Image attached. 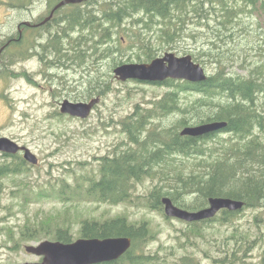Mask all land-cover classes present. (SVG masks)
I'll return each mask as SVG.
<instances>
[{
	"label": "rangeland",
	"instance_id": "obj_1",
	"mask_svg": "<svg viewBox=\"0 0 264 264\" xmlns=\"http://www.w3.org/2000/svg\"><path fill=\"white\" fill-rule=\"evenodd\" d=\"M201 1H192L190 12L186 9L184 13H179L176 28L166 29V20L155 18L149 29L145 27L148 15L128 17L123 25L111 29V32L118 33L110 46H117L118 49V39L125 37L120 44L124 52L117 55L104 56L106 45L103 44L96 49L98 36L95 41L84 42L82 39L81 52L86 51L84 59L76 58L80 64L72 65L69 60H64L63 65L51 63L58 56L47 53L48 47L38 46L36 42L39 40L45 44L52 32L57 31L52 26L51 30L42 32L45 37L38 34L32 36L34 40L29 44L31 51L24 59H11L9 63L1 58L0 136L28 147L37 155L39 162L32 164L26 160L31 169L29 172L0 178V264L40 262L42 257L28 253L25 247L38 245L44 240L56 241L51 237L55 224L70 223L76 240L81 219L119 214L127 215L135 223L144 220L150 223L154 238L139 242L136 249L137 254L150 257L148 264H182L186 258L199 264H264V206L247 207L238 210L230 221L219 220L197 228H192L185 220L168 217L165 208L158 211L147 207L145 198L154 186L162 185L169 189L175 183L172 168L154 178L144 177L137 181L134 187L136 204H109L82 198L63 203L52 195L50 199L37 201L41 199L38 197L40 192L55 194L57 190L53 189H59L65 180L72 187L80 185L85 188L88 177L99 176L101 157L114 155V152L132 146L122 130L123 122L136 113L137 107L139 113L153 109L172 90L156 82L122 81L114 73L117 66L150 62L166 52H174L179 56L191 54L208 76L223 71L228 75L258 78L259 82H264L263 0H259L257 7L247 6L242 0H225L231 8L228 9L229 15H225L221 4L212 0ZM47 3V0H33L29 9L24 11L0 3V44L19 34L20 23L29 26V23H37L42 16H46ZM201 8L203 11H200ZM137 18H142L140 23H136ZM163 29L173 41L167 40ZM22 31L24 36L29 33L25 29ZM80 35L78 30L63 39L67 50L70 49V41ZM137 37L145 39L144 45ZM144 46L148 49L142 48ZM150 48L154 58L148 60L145 53ZM100 81L109 84L102 92L96 89L101 85ZM179 96L183 107L191 106L200 99L206 100L197 91ZM94 97H100L101 101L87 118L61 113V103L65 99L85 101ZM221 100L227 101V96L216 95L214 103ZM207 107H203L202 114L212 110V106L210 109ZM214 107V110L218 109L217 104ZM253 108L264 125V91L256 94ZM185 116H190L187 126L199 122L197 114H194L195 117L181 111L168 116L159 114L151 119L147 131L175 128V123ZM183 129L181 127L179 131ZM252 133L249 137L240 135L238 139L236 134L224 132L209 140L208 144L217 148L220 143L226 144V140H234L241 150L251 149L257 154L263 152L264 127L258 124ZM239 158L242 163L249 160V156L244 154H240ZM199 161L197 157L178 156L174 162L188 174L192 169L206 170L197 165ZM251 162L248 165L252 164L251 168H255L256 164ZM221 216L222 212L217 215L218 218ZM40 228L43 230L40 232L41 239H38Z\"/></svg>",
	"mask_w": 264,
	"mask_h": 264
},
{
	"label": "trees",
	"instance_id": "obj_2",
	"mask_svg": "<svg viewBox=\"0 0 264 264\" xmlns=\"http://www.w3.org/2000/svg\"><path fill=\"white\" fill-rule=\"evenodd\" d=\"M61 1L47 0L48 14L42 16L37 23H29V26L20 23L19 34L17 36L12 35L1 42L0 60L4 58L10 63L11 59H24L31 51L29 44L31 45L34 40L32 36L38 34L45 37L42 32L51 30L52 26L57 31L52 32L47 42L45 44L39 40L36 42L38 46L48 47L47 53L51 52L58 56V59L51 61V63L63 65L65 64L64 60H69L68 62L72 65L75 63L80 64L76 58L84 59L86 51L85 49L84 52H81L83 49L81 45L84 44L82 39L85 40L84 42L95 41L98 36L99 39L95 41L98 45L95 48L97 49L100 44H103L106 45L103 51L104 56L117 55V53L124 52L120 48V44L125 37L118 39V49H116L117 46H110L109 43L113 42L118 33L111 32V29L123 25L128 17L141 14L148 15L149 20L145 21V27L149 29L155 18L166 20V29L176 28L180 20L179 13H184L186 9H189L188 12H190L189 5L195 0H88L83 3L64 5L55 11L49 22L37 26L38 23H41V20L52 13V10ZM204 1L210 2L211 0H202L201 2ZM212 1L221 4L225 15L230 14L229 10L231 8L227 6L225 0ZM242 1L251 7H257L259 2V0ZM96 2L97 5H95ZM0 3H6L11 7L24 11L29 9L33 0H0ZM262 3L264 4V0ZM62 11L64 13L61 15L60 12ZM200 11H203V9L201 8ZM141 20L142 18H137L135 21L140 23ZM107 23L110 25L106 26ZM23 29L29 31L25 36ZM78 30L81 35L72 39L73 42L70 41V49L67 50L68 47L63 43V39L71 37ZM163 32H165L164 36H167L168 41H173L172 36L168 35L164 29ZM41 39L43 40V38ZM137 40L144 45L145 39L137 37ZM25 44L28 45L25 46ZM142 48L146 49L147 46ZM145 55L148 60L154 58L152 48ZM41 57L45 59L43 55ZM25 75L30 78L28 74ZM157 83L166 85L172 90L167 92L153 109H147L145 112L139 113L140 109L137 107L136 113L123 122L122 130L127 134L129 143L132 146L114 152V155L101 157L98 169L99 176L88 177L86 179L88 185L85 188L80 185L72 187L65 180L66 182H63L59 189H53L57 190L55 194L40 192L38 197L41 199L37 201L50 199L49 196L52 195L53 198L63 203L82 198L86 201L91 200L109 204L126 202L136 204L134 198L135 183L144 177L154 178L156 175L172 168L175 172V183L169 189H165V186L162 185L154 186L147 199L145 198L147 207L163 211V198L166 195L176 205L190 211L208 206L209 198L214 196L243 200L245 202L244 208L264 206V151L257 154L252 152L251 149L241 150L239 143H235L234 140H226V144L220 143L217 148H211L208 144L209 140L224 132L234 133L237 138L240 135L249 137L253 134L252 131L256 125L259 124L260 127H264L259 113L253 108L256 94L264 91V82H259L258 78H244L218 71L215 75L209 76L204 82L196 83L170 78ZM108 85L107 82H103L96 89L102 92ZM92 90H88V93ZM190 91L203 94L202 97H205L206 100L200 99L191 106L183 107L180 104L179 95ZM221 94L227 96V101L221 100L214 103L215 96ZM209 99L212 101L209 102ZM216 104L218 109L214 110ZM206 105L208 109L212 106V110L202 114L201 111H204L203 107ZM179 111L191 115V117H195L194 114H197L196 119L199 120L197 124L225 120L228 125L220 131L202 136L182 135L179 128L182 127L183 129L190 124V116H185L175 123V128H157L147 131L153 117H157L159 114L168 116ZM240 154L248 155L249 160L242 163L239 158ZM178 156L197 157L200 159L197 165L206 170L202 172L201 169L200 171L192 169L190 173L186 174L174 162ZM250 161L256 164L255 168H251L252 164L248 165ZM30 170L28 162L21 154L0 152V178L27 173ZM220 212H222V216L218 218L217 215ZM220 212L211 219L189 222V226L197 228V226L207 225L219 220L230 221V217L236 216L239 211L223 209ZM42 230L41 228L38 230V239H41L40 232ZM48 235L44 236L47 237ZM51 235L53 240L64 243L75 241L70 223L55 224L54 233ZM77 235L76 238L131 237L132 246L124 255L118 260L100 264L150 263L149 256L136 253L139 242H146L154 238L150 223L147 220L135 223L130 221L127 215L122 214L107 218L87 216L80 220ZM182 264L199 263H194L193 259L186 258Z\"/></svg>",
	"mask_w": 264,
	"mask_h": 264
},
{
	"label": "water",
	"instance_id": "obj_3",
	"mask_svg": "<svg viewBox=\"0 0 264 264\" xmlns=\"http://www.w3.org/2000/svg\"><path fill=\"white\" fill-rule=\"evenodd\" d=\"M88 0H62L52 13L45 19L48 22L55 11L64 5L82 3ZM1 53V50H0ZM116 76L122 81L138 80L141 82H163L167 79L187 80L190 82H204L208 74L204 67L194 61L191 54L176 55L174 52H166L150 62L123 63L114 69ZM101 101L100 97H94L85 101H73L65 99L61 103V113L73 117L87 118ZM228 125L227 121H213L203 124L186 126L182 135L202 136L220 131ZM0 152L7 154L23 153V157L32 164H37L39 158L28 147L15 140L0 136ZM165 213L168 217H176L187 222L201 221L215 217L221 210H242L245 206L243 200L224 196L209 198V205L196 211H190L176 205L170 197L163 198ZM132 246V239L128 236L108 238H78L73 242L44 240L38 245H27L28 253L42 257L40 262H24L18 264H100L118 260Z\"/></svg>",
	"mask_w": 264,
	"mask_h": 264
},
{
	"label": "flooded vegetation",
	"instance_id": "obj_4",
	"mask_svg": "<svg viewBox=\"0 0 264 264\" xmlns=\"http://www.w3.org/2000/svg\"><path fill=\"white\" fill-rule=\"evenodd\" d=\"M48 22H49V21H48ZM45 24H46V23H45ZM42 25H44V23H42V22L37 24V26H42ZM19 26H20V25H19ZM19 26H18V28H20Z\"/></svg>",
	"mask_w": 264,
	"mask_h": 264
},
{
	"label": "bare ground",
	"instance_id": "obj_5",
	"mask_svg": "<svg viewBox=\"0 0 264 264\" xmlns=\"http://www.w3.org/2000/svg\"><path fill=\"white\" fill-rule=\"evenodd\" d=\"M191 24V23H190ZM93 39V38H92Z\"/></svg>",
	"mask_w": 264,
	"mask_h": 264
}]
</instances>
